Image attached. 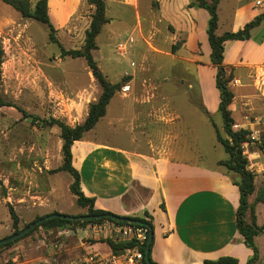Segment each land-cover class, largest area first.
Returning a JSON list of instances; mask_svg holds the SVG:
<instances>
[{
    "label": "rangeland",
    "instance_id": "rangeland-1",
    "mask_svg": "<svg viewBox=\"0 0 264 264\" xmlns=\"http://www.w3.org/2000/svg\"><path fill=\"white\" fill-rule=\"evenodd\" d=\"M36 1L28 0L31 9ZM230 1L235 2L223 1L222 15ZM52 2L59 6L60 0ZM104 3L107 22L95 37L91 55L106 80L118 88L106 106L105 118L82 138L110 135L126 144L135 142L126 147L182 157L217 169L231 183L238 182L237 174L219 165L229 156L216 140V131L221 138L226 135L217 112L214 81L204 92L198 61L181 50L184 36L175 34L164 19L159 0ZM93 13L94 6L82 0L67 20L62 16L51 18L56 44L49 41L45 25L23 18L0 1V240L21 231L37 217L84 211L70 191L71 175L54 171L62 164V140L59 127L48 122L56 120L69 127L81 124L89 105L101 93L83 57L60 54L61 48L83 50ZM223 30L220 26L217 34ZM121 44L125 45L123 49L119 48ZM205 63H209L208 58ZM259 67H227L225 76L231 73L227 87L233 95L228 106L232 129L248 133V141L241 145L246 168L255 176L248 202L256 224L263 227L264 204L254 202L258 190L264 187V97L258 90ZM215 99V106L210 107ZM34 116L37 119L33 120ZM10 210L18 218L16 225ZM244 220L251 222L250 211H246ZM72 230L51 231L39 226L10 246L1 247L0 264H11L15 253L19 255L18 264H55L71 259L78 244ZM97 240L103 239L94 242ZM253 242L257 257L253 264H264V229ZM84 250L108 252L104 244L88 245Z\"/></svg>",
    "mask_w": 264,
    "mask_h": 264
},
{
    "label": "crops",
    "instance_id": "crops-1",
    "mask_svg": "<svg viewBox=\"0 0 264 264\" xmlns=\"http://www.w3.org/2000/svg\"><path fill=\"white\" fill-rule=\"evenodd\" d=\"M81 1L60 0L58 6L47 0L48 15L50 19L62 16L67 20ZM223 1L217 5L216 33L220 26L224 28L218 35L242 29L264 11V0H235L234 4L227 2L229 9L222 15ZM159 3L175 34L184 36L181 50L197 59L204 92L209 85L211 89L215 69L205 63L210 53L207 12L189 8V0ZM196 51L199 55H195ZM223 65L235 70L264 66V22L251 31L250 39L224 43ZM215 103L216 99L209 106ZM130 144L136 143L126 144L110 135L100 139L86 136L73 142L71 166L79 174L81 192L93 199L94 209L119 217L148 219L152 230L150 257L156 264H200L225 256L236 258L237 264H246L252 251L243 244L236 228L238 188L217 169L182 157L136 151L126 147ZM84 213L85 210L70 216ZM80 227L72 230L78 243L73 248L75 255L88 245L104 244L94 242L95 236Z\"/></svg>",
    "mask_w": 264,
    "mask_h": 264
},
{
    "label": "trees",
    "instance_id": "trees-1",
    "mask_svg": "<svg viewBox=\"0 0 264 264\" xmlns=\"http://www.w3.org/2000/svg\"><path fill=\"white\" fill-rule=\"evenodd\" d=\"M1 2L10 5L13 9L20 13L23 18H29L35 21H38L42 25H45L48 29V39L51 43H57L54 38L55 28L51 23V20L48 15L47 0H37L34 3L32 9L28 3V0H0ZM89 5L94 6V13L91 17V22L89 30L86 32L85 46L82 51H65L63 48L60 50L61 55H69L71 57H83L86 61L87 66L91 70L92 76L101 87V93L98 99L89 105L87 116L81 124H78L74 127H69L62 122L56 120H50L48 123L50 125H57L60 129V138L62 140L61 153H62V164L57 167L54 171H65L71 175L73 181L70 185V191L75 197V203L77 206L85 210L84 214L78 216H89L93 219L87 221H75L61 218H54L49 220L42 221L39 225L35 226L42 227L45 230H60L68 227L82 226L86 223L95 221L96 217L110 215L107 212L96 210L93 207V199L86 198L80 190L79 186V174L71 166V146L74 141L80 140L83 134L91 130L100 118L105 115L106 106L108 105L110 99L112 98L114 91L118 88L117 84H110L104 75L97 68L96 63L94 62L91 51L95 49L94 40L98 35L100 28L103 24L107 22L105 17V3L104 0H85ZM219 0H190L188 7H196L204 9L208 14L207 26H206V36L207 42L210 48L209 53V64L215 69L214 75V86L218 92V104L217 112L220 114L223 122V129L226 135V138H221V136L216 131V140L220 143L225 153L228 154L229 158L226 161L220 162L219 165L225 167L228 171L233 172L238 175L239 181L232 182L238 188L239 191V205L236 211V228L239 234L243 238V244L251 249L252 256L248 259L246 264H253L256 260V247L253 242V238L259 235L264 226H258L255 222V217L253 214V207L248 202V198L254 192V174L247 170V160L242 154L241 145L247 142L248 134L243 130H233V120L230 116L228 106L232 101L233 95L228 89L227 84L231 79V73L228 76H225V67L223 65V52H224V43L226 41L233 40H248L251 37V31L259 27L264 22V11L259 15L255 16L250 22L244 25L242 29L237 30L236 32H225L220 35L216 33L217 29V5ZM180 45L174 46L173 52L179 48ZM3 62V50L0 46V65ZM229 69H233L230 68ZM0 102V106H1ZM33 120L37 119L35 116ZM254 202L264 204V187L258 190ZM246 211H250L251 222L247 223L244 220ZM49 214L35 218L34 221L27 224L24 228L34 223L37 220L47 216ZM66 215V214H64ZM10 217L14 225L17 224L18 218L15 213L10 210ZM76 217V216H74ZM130 220L141 221L143 224H146L151 228V223L147 219L143 218H126ZM23 228V229H24ZM35 228L28 231L26 236L32 232ZM22 229V230H23ZM20 231H16L13 234H16ZM22 236L12 242L0 245L1 247L10 246L14 242L20 240ZM152 247V241L149 245L148 258L149 262L156 264L152 261L150 257ZM141 252L145 256V246L141 248ZM200 264H237V259L234 257H220L216 260H205Z\"/></svg>",
    "mask_w": 264,
    "mask_h": 264
},
{
    "label": "built area",
    "instance_id": "built-area-1",
    "mask_svg": "<svg viewBox=\"0 0 264 264\" xmlns=\"http://www.w3.org/2000/svg\"><path fill=\"white\" fill-rule=\"evenodd\" d=\"M124 44L119 46L120 49ZM256 78L259 81L258 90L264 97V66L256 70ZM147 220V219H145ZM80 228L94 235L97 242H104L108 252L99 254L81 249V251L71 259L57 260L55 264H146L141 248L146 246L149 234V227L146 224H136L125 221H118L107 217L97 218ZM85 243H82L84 246ZM90 246V245H89ZM11 259V264H18L15 253Z\"/></svg>",
    "mask_w": 264,
    "mask_h": 264
},
{
    "label": "water",
    "instance_id": "water-1",
    "mask_svg": "<svg viewBox=\"0 0 264 264\" xmlns=\"http://www.w3.org/2000/svg\"><path fill=\"white\" fill-rule=\"evenodd\" d=\"M101 217H107V218L118 220V221H125V222L136 223V224H141L142 223L141 221L125 219L123 217H119V216H116V215H113V214L99 216V217H96L95 219L101 218ZM54 218H61V219H68V220H75V221H87V220L93 219L92 217H89V216H76V217H74V216L64 215V214H59V213L49 214V215L41 218L40 220H37L34 223L30 224L29 226H27L26 228H24L20 232H18L16 234H13L11 236H8L6 238L1 239L0 240V245L12 242V241L20 238L21 236L26 234L28 231L33 229L35 226L39 225L42 221L49 220V219H54ZM151 240H152V230L149 227V234H148V239H147L146 246H145V256H144L146 264H152V263L149 262V258H148V250H149V245L151 243Z\"/></svg>",
    "mask_w": 264,
    "mask_h": 264
},
{
    "label": "bare ground",
    "instance_id": "bare-ground-1",
    "mask_svg": "<svg viewBox=\"0 0 264 264\" xmlns=\"http://www.w3.org/2000/svg\"><path fill=\"white\" fill-rule=\"evenodd\" d=\"M50 6V5H49Z\"/></svg>",
    "mask_w": 264,
    "mask_h": 264
}]
</instances>
